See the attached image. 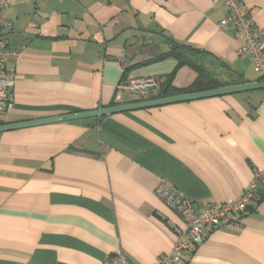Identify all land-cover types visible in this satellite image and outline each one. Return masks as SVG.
Wrapping results in <instances>:
<instances>
[{
	"label": "crops",
	"instance_id": "crops-1",
	"mask_svg": "<svg viewBox=\"0 0 264 264\" xmlns=\"http://www.w3.org/2000/svg\"><path fill=\"white\" fill-rule=\"evenodd\" d=\"M243 1L264 41V0ZM3 14L21 53L6 66L0 125L132 103L116 87L164 83L176 61L154 59L172 43L205 51L222 88L264 77L209 0H11ZM195 78L184 66L171 85ZM254 169L264 170V89L2 131L0 264H101L120 252L154 264L185 229L154 195L159 180L199 211L237 199ZM258 189L248 213L210 229L178 264H264V180Z\"/></svg>",
	"mask_w": 264,
	"mask_h": 264
},
{
	"label": "built area",
	"instance_id": "built-area-1",
	"mask_svg": "<svg viewBox=\"0 0 264 264\" xmlns=\"http://www.w3.org/2000/svg\"><path fill=\"white\" fill-rule=\"evenodd\" d=\"M34 3L44 0H30ZM63 1V0H50ZM212 4H222L226 9L225 17L218 23L221 29H231L236 32L242 44L237 50L239 57L249 56L253 71L264 75V41L262 33H256L248 14V8L243 0H209ZM11 0H0V117L10 108L8 93L13 86V80L7 71L9 60L17 59L21 51L13 49L9 42L12 23L3 12ZM159 90L158 82L153 78L131 81L116 87L118 94L130 97L131 102L152 100ZM264 180V170H253L252 180L234 201L213 203L196 211L192 203L172 184L159 180L154 195L166 206L174 209L185 220V229L176 239L172 251L159 258L154 264H178L187 252H193L204 240L210 229L221 228L228 217L245 213L259 193V183ZM101 264H132L123 253L108 256Z\"/></svg>",
	"mask_w": 264,
	"mask_h": 264
},
{
	"label": "trees",
	"instance_id": "trees-1",
	"mask_svg": "<svg viewBox=\"0 0 264 264\" xmlns=\"http://www.w3.org/2000/svg\"><path fill=\"white\" fill-rule=\"evenodd\" d=\"M166 58L174 59L176 61V67L171 73V75L167 77L164 83L161 84L156 80L159 84V90L157 95L154 96L152 100L163 98L165 96H174L179 94L214 90L225 86V83L220 81L214 73H212L208 68H206L205 64L210 57L205 51L194 49L185 45L172 43L167 53L157 56L154 60L159 61ZM184 66L189 67L191 70H193L196 73V78L189 87L184 89H176L171 85L173 76L179 68ZM263 80L264 77L258 79V81L260 82ZM230 83L240 85L244 84L245 82H243L242 79L238 78L236 80L231 81ZM260 196L261 192L258 193L255 198V201H257ZM251 209L252 208L248 206L245 213H248Z\"/></svg>",
	"mask_w": 264,
	"mask_h": 264
},
{
	"label": "water",
	"instance_id": "water-1",
	"mask_svg": "<svg viewBox=\"0 0 264 264\" xmlns=\"http://www.w3.org/2000/svg\"><path fill=\"white\" fill-rule=\"evenodd\" d=\"M258 89H264V81L232 86L227 88L202 91V92L187 93L173 97H163V98L147 100V101L132 102V103L116 105L108 108H101L93 111L71 113L68 115L53 117L49 119L27 121V122L15 123L10 125H0V132L24 128V127H30L35 125L69 122V121H75L86 118H98V117H103L107 115H113L117 113L133 111V110H142L151 107L164 106L172 103L186 102V101L203 99V98L219 97V96L230 95L239 92L258 90Z\"/></svg>",
	"mask_w": 264,
	"mask_h": 264
}]
</instances>
